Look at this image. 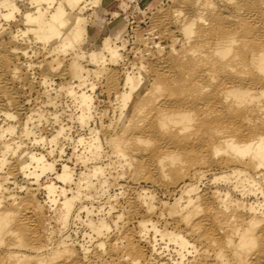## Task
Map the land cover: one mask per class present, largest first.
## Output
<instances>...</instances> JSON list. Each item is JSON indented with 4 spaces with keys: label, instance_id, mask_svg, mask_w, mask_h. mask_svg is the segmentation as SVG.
Returning a JSON list of instances; mask_svg holds the SVG:
<instances>
[{
    "label": "clouds",
    "instance_id": "obj_1",
    "mask_svg": "<svg viewBox=\"0 0 264 264\" xmlns=\"http://www.w3.org/2000/svg\"><path fill=\"white\" fill-rule=\"evenodd\" d=\"M176 2L0 0V60L21 89L0 85V264H264V67L250 60L264 51V0H195L194 31L181 38L173 26L189 15ZM217 20L231 24L228 55L216 50ZM139 23L172 36L178 58L196 47L247 84V99L204 107L216 80L193 96L151 75L129 93ZM226 175L249 182L219 198L199 191H219ZM185 183L192 195L173 197ZM146 187L168 199L143 200Z\"/></svg>",
    "mask_w": 264,
    "mask_h": 264
},
{
    "label": "rangeland",
    "instance_id": "obj_2",
    "mask_svg": "<svg viewBox=\"0 0 264 264\" xmlns=\"http://www.w3.org/2000/svg\"><path fill=\"white\" fill-rule=\"evenodd\" d=\"M112 2H113V0H108V3L106 5L107 7H109L110 10H111ZM116 2L118 3V0H116ZM170 2H171V0H167L168 4H170ZM213 2H218V0H213ZM141 3H143V0H141ZM181 5H183V9H181ZM171 6L177 10H184L185 14L189 15V19L187 21H184L183 19H181L179 25L173 26V27L181 28V31L174 33V35L177 38H181L183 36H186L185 35L186 33L182 30V26L185 23L192 22L198 16L200 8L198 5H196L195 0H190V2H188V3H185V0H177V2ZM190 19H192V20H190ZM216 26H217V34L218 35L221 34L222 37L224 36L223 34L227 33L229 31V29L231 28L230 22L221 21V20H217ZM13 27H15V25H13ZM170 31H171V29H170ZM192 31H194V29H192ZM162 32H163V29L160 28L159 26L156 27L155 31H153L152 27L146 26L143 23L138 24L137 31L134 33L135 46L133 47V41H129V43L127 45L128 59L132 61V64L129 65L127 74L125 76L126 87L127 88L130 87L131 92H134L140 86L143 78L146 75H151L152 80L154 82L177 80L180 83L181 89L183 91H185L187 94L193 95V96L200 95L203 91H201V92H198L197 90L195 91L192 87V84H191L192 79H193L192 77H194V65H191V64L188 65L189 64L188 61L190 59H193V57H195L196 55H198L199 50L196 47H193L190 49V54H189L187 59H185L183 56H180L178 58V53L180 51L179 45H176L175 46L176 50L172 51V49H173L172 48L173 42L171 39L172 36H168L166 33L162 35ZM170 48H171V51H170ZM3 51H4V49H0V52H3ZM201 58H203V57H201ZM9 59L11 60L12 64H17V60H16V57L14 55H10ZM19 59L21 62L24 61V57L22 55L20 56ZM203 60H204V58H203ZM184 62H186L188 64L185 63V65H184ZM141 64H143L149 68V70H150L149 73L146 74L143 70H141L138 73L136 72V69L140 68ZM177 64H179V65L177 66ZM17 66H19V65H17ZM9 67H10V65H8L6 61L0 60V85H5L8 88H10L14 93L19 94L21 91L20 84H19V82L12 81L11 72L8 70ZM1 69H3L4 72L1 71ZM34 71H35L36 76L40 77L41 75H43L47 72V69L45 68L44 70H41V69L37 68ZM26 72H27V69L21 67V73L23 74ZM214 73H213L214 76L211 79L216 80V84L212 87V89H216V88L219 89L220 87L226 85L227 83L235 80L232 77V75L230 77L228 75H225V76L221 75L222 72L221 73L214 72ZM30 81H31V74H28L26 76V82H30ZM202 81L205 85L206 84L209 85L210 77L205 75L203 77ZM236 82L239 83V81H235V83ZM58 83H59V81H58ZM116 83L121 84V83H123V81L117 79ZM245 85L246 84H244V85L240 84L239 86L247 87V85L246 86ZM34 87H35L36 91H32L31 95L33 97H35L37 94V91L40 90L39 84H36ZM108 95H109V93L106 92L104 94V98L106 99ZM205 96L206 95L204 93L201 97L204 99V101H203V99H201L197 103H200L202 106L209 104L208 105L209 107L211 106V108L213 107L216 110L227 108L231 102V101H227V102H221V101L218 102L217 101V102H213V103L212 102L211 103L210 102L205 103V99H206ZM113 99H115V96H113ZM201 101H203V102H201ZM20 103L23 104L24 101L21 99ZM231 104H233V102H231ZM5 110H7V109L5 108ZM69 166H71V165H69ZM239 177H241V176H231V175L224 176L220 181V184L222 185V187L220 188L219 191L210 190L209 185L207 183H202L199 191L201 193L207 194L209 196H215V197L219 198L221 195V192L231 191L230 187H224V186H234L237 188H242V186H241L242 183L240 182L241 179H239ZM211 179H212V176L209 175L207 177V180L210 181ZM121 183H124V182L121 181ZM140 183L146 184V183H150V182L140 181ZM246 186H247V184H246ZM192 188H193V184L185 183L184 188H182L180 191H176L175 189H172L171 195L173 197H175L176 199L182 200L184 195H192V192H191ZM169 194L170 193L168 190L161 189L159 187H156V188L146 187L145 190L140 193V196L143 200H151L153 198V196H155L156 202L159 203V201L161 199H168ZM236 198L239 199V197H236ZM168 202L173 203V200L169 199ZM244 202L247 204L255 203V198L254 197L248 198ZM181 227H183V225H181ZM168 239H169L168 236L165 237L164 240L162 241V244L166 243ZM175 246L176 245H174V244L168 245L169 248H172ZM173 259H175V257H173ZM159 260H160V264H165V262H167V264H172L171 261H168L166 256H161L159 258Z\"/></svg>",
    "mask_w": 264,
    "mask_h": 264
},
{
    "label": "bare ground",
    "instance_id": "obj_3",
    "mask_svg": "<svg viewBox=\"0 0 264 264\" xmlns=\"http://www.w3.org/2000/svg\"><path fill=\"white\" fill-rule=\"evenodd\" d=\"M192 20V19H190ZM191 24L192 22H189V23H185L183 26H182V30L186 33L185 35L188 34V32H191L192 31V28H191ZM220 25V24H219ZM221 35V34H220ZM173 40V37L171 38ZM173 48V47H172ZM216 50L218 51V53L221 55V56H224V55H228V40L226 38V36H223L217 43V46H216ZM170 51H171V48H170ZM173 51V50H172ZM198 51V50H197ZM198 54V53H197ZM170 58V57H169ZM183 59V58H182ZM250 60H252L254 62V65L257 67V68H260V67H264V51H254L253 53L250 54ZM185 61V60H184ZM183 62V61H182ZM189 64L184 62V65L185 63L188 64V65H194V77H192V87L193 89L198 92H201L203 91L204 88H206L207 86L209 85H205L202 81L203 77L206 75L208 77H210V79L214 76L213 73H214V69L212 68V66L210 64H208L205 60H203V58L200 57V52L198 55H196L195 57H193V59H190L189 61ZM179 63V62H178ZM181 64V63H180ZM179 64H177L178 66ZM187 65V66H188ZM1 71H3V69H1ZM4 72V71H3ZM215 74V73H214ZM223 76L225 75H228L231 77V74L229 73H224L222 72ZM216 76V75H215ZM215 78V77H214ZM186 80V79H185ZM229 80V79H228ZM233 80V79H232ZM205 81V80H204ZM208 81V80H207ZM222 81V80H221ZM235 81L237 80H234L232 82H229L227 83L226 85L220 87L219 89H212V92L211 93H205V103H213V102H227V101H231L234 103H243L247 97L246 95L244 94V91L243 89L245 87H242V86H239L240 84H242L241 81H239V83H235ZM224 82V81H223ZM206 83V82H205ZM246 84V83H243V85ZM247 85V84H246ZM245 85V86H246ZM206 86V87H205ZM129 90V93H131V88L128 87L127 88ZM192 89V88H191ZM186 90V89H185ZM192 94V93H191ZM196 94V93H195ZM202 97V95H201ZM203 99V98H200V100ZM204 101V99H203ZM201 101V102H203ZM123 102V101H122ZM198 102V101H197ZM231 102H230V105H231ZM204 103V104H205ZM222 104V103H221ZM228 104V103H227ZM209 104L205 105L204 107H209L208 106ZM213 106V105H212ZM211 108V106H210ZM213 108V107H212ZM215 109V108H214ZM68 167H70L69 165H66ZM228 176V175H227ZM241 177H239V179H241V183H242V188H244L246 186V184L249 182V181H246V177L243 176V175H239ZM238 179V180H239ZM253 204V203H251ZM249 204V205H251ZM243 219H246L248 221H251L252 220V216L251 215H248V214H245V216L243 217ZM258 232H264V226H262ZM169 239H171V234H169L168 236Z\"/></svg>",
    "mask_w": 264,
    "mask_h": 264
}]
</instances>
